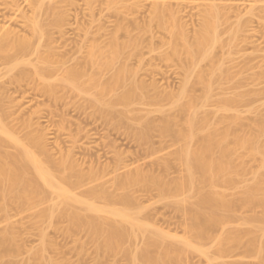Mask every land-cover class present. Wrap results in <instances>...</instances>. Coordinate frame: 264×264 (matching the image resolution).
Here are the masks:
<instances>
[{
	"label": "bare ground",
	"instance_id": "1",
	"mask_svg": "<svg viewBox=\"0 0 264 264\" xmlns=\"http://www.w3.org/2000/svg\"><path fill=\"white\" fill-rule=\"evenodd\" d=\"M23 1L27 11L23 3L21 6L19 0L0 2V6H3V9L0 8V12H3L0 13V17L3 16L4 20L7 19L17 25L22 24L23 28L25 27L24 31L27 29L26 32H28L21 33L22 26L19 27L20 30L10 27L7 23L0 26V71L2 66H5L3 68L6 72L5 69L3 71L7 79L9 78V82L12 80L8 74L15 68L20 71L17 67H22L23 72L20 71L21 74L18 72V77L22 76L19 77L20 80L28 77L26 80L28 81L29 76L32 79L37 78L42 88L56 97V81L59 80L71 91L85 97L107 120L114 122L122 120L128 125L138 120L140 126L135 130V136L149 143L153 122L142 121V117L137 114L136 117L129 115L132 112L134 114L130 106L147 97L145 85L135 78V70L133 71L126 62L132 56L125 58L124 55L128 48L133 49L132 55L140 54L137 51L139 42L131 39L121 41L115 35L107 49H102L98 44L93 43L89 47L87 57L92 68L89 67L90 72L75 63L74 66L64 68L65 72L54 78L53 73L51 74L54 64L57 63L53 59L54 49L52 50L53 47L50 44H46L48 47H45L48 49L43 50L44 44L41 43V39L49 31H47L48 17L56 18L49 19L51 22L59 20L56 16L53 17L54 14H51V17L50 13H55L60 4H74L75 0ZM94 1L86 0L89 8L93 7ZM127 1L108 0L107 2L110 8L118 11L125 5L131 7L127 5ZM139 1L135 0L133 5L137 6L136 2L139 3ZM179 1L176 3L179 4ZM150 2L152 5L150 21H156L157 25L170 33V52L180 58L185 75L182 91H179L180 95L171 96L172 100L169 103L173 107H181V109L178 107L181 111L184 110L183 113L186 114L185 118L182 117L184 122L182 123L177 116L167 112L163 105L157 106L163 113L160 122L161 134L171 135L179 145L176 154L183 163L182 174L179 177L167 179L163 175H154L149 170L148 172L142 169L140 165H134V167L125 165L123 170L117 168L115 174L107 180L105 179L110 174L106 173L109 170L107 166V170L103 167L106 175L104 171H101L102 169L99 175L98 167L91 166L88 171L80 170L75 174L78 163L71 157L70 152L63 155L61 151V156H56V152L48 148L47 137L42 133L28 132L24 137L15 134L7 127L5 118L0 113V197L3 199V202H0L5 208H8L9 199L13 203L17 201L21 204L35 205L38 201L52 196L51 199L49 198L50 204L37 211L40 218L46 219L49 225H54L62 217L66 218L70 228L85 229L95 239L102 240L103 244H99V251H123L129 257L131 264H180L191 250H199L209 255L199 241L211 237L219 257L236 246L243 245L247 251L254 253L260 264H264V242L259 238V234L264 235V164H260L253 170L251 180H243L242 168L244 167L241 165L243 162L239 161L241 155L238 152L242 149L248 155L259 156L264 160V116L257 120L256 131L248 130L239 133L238 130H234L233 124L238 123L242 118L234 109L236 103L243 98L239 93L225 96L222 101L224 103L221 102L222 105L217 107L218 111L234 112L229 117L232 119L228 118L230 121L227 119L229 122L225 120L226 127L222 126L220 121L219 124L211 121V116L203 110L204 103L211 99L210 96L212 97L215 85L213 83L216 82L214 78L225 74L222 63L215 61L214 58L216 47L223 45L220 28L225 19L223 16H227L224 13L225 9L223 15L221 7L226 5L231 7L235 3L231 1L219 3L216 0L203 3L200 27L196 28L191 38L188 28L186 29L184 22L179 19L181 18L179 13H175L177 10L171 11L173 9L171 0H151ZM246 8L251 14L255 13L256 9L263 11L264 1L254 0L248 3ZM238 19L236 27L230 31L228 45L236 43L239 31H242L244 29L242 27L246 25L240 18ZM28 66L32 67L33 71L31 69L29 71ZM105 70L111 73L109 79L103 77ZM195 78L205 87L203 91L206 93L203 92L205 95H201L203 102V99L199 102L198 98L201 96L196 94V97L198 96L196 98L195 95L192 96L191 91H187V85L190 84L191 79ZM119 88H122V91ZM2 97L1 93L0 102L3 100ZM118 104L124 105L125 109L118 110ZM7 142L13 150L8 148ZM119 159L121 158L118 155L117 162ZM102 175L105 178H100ZM87 179H90L88 184L93 183L87 188L88 193L80 195L74 192L73 189L77 185L81 188ZM138 184L157 187L162 198L171 199L180 210H183L186 218L185 235L179 236L166 232L142 219L140 214L144 206L137 203L133 192V187ZM98 201L104 204L100 205ZM240 203L261 207L262 212L244 219L241 224L246 225V228L238 226L225 228L234 218L236 207ZM220 225L224 227V230L213 236V229ZM245 235L248 236L247 240L244 239ZM40 236L39 246L29 249L27 264H58L57 261L47 257L50 243L44 229L41 230ZM138 237L143 240L140 246L137 245L131 249L126 245L127 242ZM14 243H16V235L8 228L0 236V246L7 249Z\"/></svg>",
	"mask_w": 264,
	"mask_h": 264
},
{
	"label": "rangeland",
	"instance_id": "2",
	"mask_svg": "<svg viewBox=\"0 0 264 264\" xmlns=\"http://www.w3.org/2000/svg\"><path fill=\"white\" fill-rule=\"evenodd\" d=\"M2 1L0 0L1 3ZM107 1L95 0L91 8L88 7L86 0H75L74 4L61 2L65 4L62 5L59 3L63 8L61 9L59 6L55 13H50L59 20L51 22L49 19L55 20L56 18L48 17L47 31L49 30V33L47 32L46 36L41 39V43L44 44L42 49H48L46 44H50L53 47L52 50L54 49L53 59L57 63L54 64L51 74L53 73L55 78L62 75L69 66L76 65L75 63L90 72L91 65L87 57L89 47L93 43L98 44L102 49H107L115 35L121 41L131 39L136 42L137 40L140 45L137 51L140 54L132 55L133 49L128 48L124 54L125 58L130 55L132 57L128 61H124L129 63L133 71L135 70V78L145 85L147 97L143 101L139 100L132 104L130 107L134 110V114L132 112L129 115L136 117L137 114L142 117V121L153 122L151 141L146 143L135 136V130L140 126L138 120L134 121L131 118L134 121L131 125L122 120H115V122L107 120L85 97L71 91L59 80L56 81V97L47 93L37 78L32 79L29 76L28 81H26L28 77L20 80L19 77L22 76L18 77V72H23L22 67H17L20 71L15 68V71L13 70L15 74L13 71L10 72L12 74H8L12 80L9 82V78L7 79L3 71L5 66H2L0 95L2 93L1 99L3 100L0 102V113L4 116L7 127L15 134L24 137L28 132L42 133L47 137L48 148L54 153L56 152V156H61V151L63 155L70 152L71 157L75 158L78 163L75 174L80 170L88 171L91 166L98 167L100 175L101 171L105 173L109 167V170L106 171V173H110L105 179L107 180L115 174L117 168L123 170L125 165H129V167L140 165L142 169L149 170L154 175H163L167 179L179 177L183 171V163L176 154L179 145L171 135L163 136L161 134L160 122L163 113L157 107L158 104L163 105L167 112L177 116L182 123L184 122L182 118L184 115L186 116L183 113L184 110L181 111V107L177 106L176 108L175 105L173 107L169 104L172 100L171 96L180 95L179 91L181 87L183 88L185 76L180 58L170 52V33L157 25L156 21H150L151 0H140L139 3L136 2L137 6L133 5L135 0L134 3L132 0H128L127 5H131V7L125 5L118 11L110 8ZM176 1L179 0H171L174 10L169 6L172 9L170 10H177L175 13H179L181 18L178 15L177 17L184 22L183 24L186 29L188 28L187 31L192 38L200 27L204 4L209 0H180L179 4ZM217 1L219 3H230V1L235 3L231 7H227V5L222 6L224 8L221 7L222 13L225 9L224 13L227 14V16H223L225 18L223 21L227 20L222 21V27L220 26L223 45L214 50L215 61L222 63L223 72L225 71V74L228 75L223 73V76L219 75L216 79L214 78L216 82L213 83L215 85L212 97L210 96L211 99L204 103L205 109L203 108V110L211 116V121L217 124L220 121V124L226 127V121L232 119L229 117L234 112L230 110L218 111L217 107L225 96L239 93L243 98L236 103L234 109L240 113L242 118L241 121L235 123L236 125L233 124V129L238 130L239 133L248 130L256 131L257 120L264 116V10L256 9L253 14L247 12L248 3L250 4L254 0ZM19 2L21 6L23 3L24 9L27 11L25 1L19 0ZM2 7L0 6L1 9H3ZM238 14L241 15L238 17ZM1 17L0 26L4 23L15 29L22 26V24L18 23L17 25V23L9 22ZM238 18L246 25H243L244 29L239 31L236 43L228 45L230 31L236 27ZM20 28L23 29L20 31L21 33H28L27 29L24 31L25 27ZM28 69L30 71L32 67L28 66ZM103 75L109 79L111 73L105 70ZM189 83L187 91H191L193 95L189 92L188 94L195 95V97L197 94L200 97L203 92L206 93L203 91L204 86L196 81V78L191 79ZM119 89L122 91V88ZM201 97L198 98L199 102L203 99ZM117 108L118 110L125 109L122 104H118ZM9 144L7 142L8 148L13 150ZM238 152L241 155L239 161L243 162L241 165L244 167V169L242 168L244 170L242 179L251 180L253 170L257 169L260 164H264V160L259 156H250L242 149H239ZM118 155L121 159L117 162ZM100 169L102 170L100 171ZM104 173L102 172V174ZM101 177L105 178L103 175ZM89 181L90 179H87L81 188L75 184L78 187L73 189L74 192L80 195L87 194V188L93 184H88ZM133 192L137 203L144 206L140 214L142 219L166 232L179 236L185 235L186 218L183 210H180L179 206L171 199L162 198L157 187L138 184L133 187ZM49 198L40 200L35 205L21 204L17 201L13 203L9 199L7 204L8 202L11 204L7 205L8 208L2 206L3 199H0V236L8 228L16 235V243L10 248L5 249L6 247L0 246L1 263L27 264L30 255L29 249L39 246L40 233L44 229L50 243L47 257L57 261L58 264H131L129 257L123 251H99V244L102 245L103 241L95 239L85 229L70 228L66 218H58L59 221L54 225H49L46 219L40 218L37 211L50 204L51 198ZM98 202L100 205L104 204L102 201ZM261 212V207L240 203L236 207L234 218L225 228L229 229L235 226L246 228V225L241 222L255 213L260 214ZM223 230L222 225L216 227L213 229V236ZM259 238L264 242V235L259 234ZM244 239L247 240L248 236L245 235ZM142 242V238L138 237L127 242L126 245L133 249L137 245L140 246ZM199 244L208 251L209 255L199 250H191L180 264H260L254 253L247 251L243 245L236 246L219 257L213 237L199 241Z\"/></svg>",
	"mask_w": 264,
	"mask_h": 264
}]
</instances>
